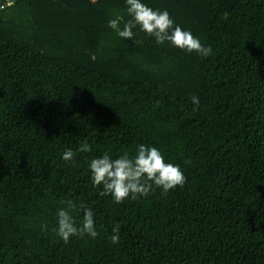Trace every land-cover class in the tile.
Segmentation results:
<instances>
[{"label":"trees","instance_id":"16d2710c","mask_svg":"<svg viewBox=\"0 0 264 264\" xmlns=\"http://www.w3.org/2000/svg\"><path fill=\"white\" fill-rule=\"evenodd\" d=\"M141 2L213 54L120 38L126 0H0V264H264V0ZM140 144L185 186L100 196L91 160ZM62 199L91 207L96 239L55 235Z\"/></svg>","mask_w":264,"mask_h":264},{"label":"clouds","instance_id":"9594fccd","mask_svg":"<svg viewBox=\"0 0 264 264\" xmlns=\"http://www.w3.org/2000/svg\"><path fill=\"white\" fill-rule=\"evenodd\" d=\"M127 13L132 19L124 23L123 29L120 23L122 16H117L108 22L120 38L133 39V28L139 26L141 31L149 37H153L157 44L170 42L174 47L187 53L208 58L213 54L210 46H205L194 37L190 31H185L181 26L176 25L167 10H153L141 0H126ZM192 103L199 108V97L192 96ZM194 109V110H196ZM79 152H91L92 147L85 140L81 143ZM76 153L66 149L62 159L66 162H73ZM185 163L190 164L191 161ZM91 180L95 187L102 189L100 196H111L113 200L121 204L125 200H137L147 198L155 189H160L163 195H168L177 187L183 188L187 178L178 165L166 163L162 153L156 148L138 145L136 155L130 156L124 152L117 158H113L105 152L102 157L94 158L89 165ZM61 207L57 209L56 226L52 231L65 244L70 243L72 237L84 238L85 236L96 239L99 232L96 229L95 213L85 203L79 205L74 199H62ZM83 212L82 219L77 220L74 213ZM47 231V225H43ZM113 235L109 237L112 244L120 242V226L113 227Z\"/></svg>","mask_w":264,"mask_h":264},{"label":"built area","instance_id":"2783aa9c","mask_svg":"<svg viewBox=\"0 0 264 264\" xmlns=\"http://www.w3.org/2000/svg\"><path fill=\"white\" fill-rule=\"evenodd\" d=\"M9 1V5H11L13 3L14 0H8Z\"/></svg>","mask_w":264,"mask_h":264}]
</instances>
